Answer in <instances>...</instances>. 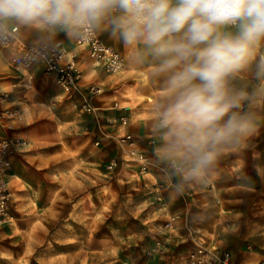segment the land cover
<instances>
[{
    "label": "rangeland",
    "instance_id": "1",
    "mask_svg": "<svg viewBox=\"0 0 264 264\" xmlns=\"http://www.w3.org/2000/svg\"><path fill=\"white\" fill-rule=\"evenodd\" d=\"M17 70L23 91L20 116L13 125L24 131L14 136L24 143L13 153L19 175L13 177L10 197L13 219L0 225V264H189L187 249L176 245L175 239H183L180 230L190 225L181 228L177 212L167 211L163 197L157 199L165 189L164 180H158L153 193L146 178L119 180L126 179L121 168L131 169L121 166L115 141L125 131L111 136L108 131H90V116L77 114L76 108L68 122L48 119L55 106L37 103L33 98L39 91L31 72ZM228 81L233 86L242 84L231 75ZM254 83L246 82L250 97L239 103L238 111L252 114L254 127V115H260L257 121L264 131V87L255 88ZM41 122L46 125L42 133L28 131ZM164 137L170 140L168 133ZM148 139L154 144L145 142L146 153L161 174L160 165L181 162L175 154L165 157L158 135ZM112 158L120 166L108 172L106 164Z\"/></svg>",
    "mask_w": 264,
    "mask_h": 264
},
{
    "label": "crops",
    "instance_id": "2",
    "mask_svg": "<svg viewBox=\"0 0 264 264\" xmlns=\"http://www.w3.org/2000/svg\"><path fill=\"white\" fill-rule=\"evenodd\" d=\"M7 25L17 27L16 36L25 44L59 43L69 55L74 56L82 73L79 92L68 95L58 85L54 75L44 72L41 66L35 65L29 70L39 91L33 99L37 103L55 106V111L50 115L48 113V119L70 121L71 110L76 108L77 114L80 113L82 94L89 86L94 85L101 90L90 99L98 109L96 115L90 117V131H108L106 135L109 136L114 135L115 131L131 132L139 139V145L146 152L145 142L155 134L164 144L168 143L164 140L168 131L161 124L158 125V121L174 103L175 94L168 85L167 74L160 71L158 60L149 50L143 46L130 48L123 45L118 37L111 35L106 21L94 31L105 45L123 56V69L114 74L107 72L101 65H96L89 57L88 50L75 44L76 36L61 33L50 37L46 30L38 27L11 23ZM12 56L10 48L0 46V91L13 93L11 100L3 105L14 104L20 110L22 76L17 68L11 66ZM231 76L242 80V84L238 86L231 85L229 81L226 85L230 94L242 97L239 103L250 97L247 81H254L252 86L255 88L264 87V40L254 46L249 60ZM254 98L257 99L258 96ZM122 115L128 117L126 126L117 127L111 123ZM248 115L252 117V114ZM259 116L254 115L253 133L241 138L239 143L221 145L215 165L199 178L191 179L178 174L176 170L163 175L154 167L153 172L140 177L139 174L135 175L128 169L121 168L127 180L123 177L119 180L146 178L151 193L158 189V180H164L165 189L158 193L164 198L167 211L177 212L181 228L189 224L194 232L193 235L190 234V226L188 230L181 229L184 238L175 239L176 245L185 246L189 252L199 243L196 240V235H199L208 247L215 246L229 251L235 264H258L264 261V131L261 122L257 121ZM19 126L13 125L11 130L0 128V136L16 135L24 131ZM45 126L43 122L36 123L28 131L40 134ZM164 144L159 145L160 150H163ZM15 158L16 155L12 157L7 175L10 194L14 185L13 177L19 175L13 166ZM178 182L183 183V192L175 190L174 185ZM151 197H155V194ZM175 223L178 224V221Z\"/></svg>",
    "mask_w": 264,
    "mask_h": 264
},
{
    "label": "clouds",
    "instance_id": "3",
    "mask_svg": "<svg viewBox=\"0 0 264 264\" xmlns=\"http://www.w3.org/2000/svg\"><path fill=\"white\" fill-rule=\"evenodd\" d=\"M106 21L112 36L149 50L168 76L175 99L163 115V152L181 158L178 174L205 175L221 145L253 133L251 116L238 111L242 97L226 85L264 40V0H0V28L90 38ZM174 187L184 191L182 182Z\"/></svg>",
    "mask_w": 264,
    "mask_h": 264
},
{
    "label": "built area",
    "instance_id": "4",
    "mask_svg": "<svg viewBox=\"0 0 264 264\" xmlns=\"http://www.w3.org/2000/svg\"><path fill=\"white\" fill-rule=\"evenodd\" d=\"M17 27L5 24L0 28V46L8 47L12 50L10 63L17 69L30 70L33 66L39 65L44 72L54 75L56 82L62 90L68 94L79 92V81L82 77L78 69L74 56L69 55L66 49L59 43L25 44L16 36ZM77 46L85 47L88 50L89 57L96 65H101L109 73H118L123 69V56L105 45L93 31L90 38L75 37ZM100 87L91 85L82 94L79 106L80 113L86 116H95L97 108L91 102V96L100 93ZM8 93L0 91V128L5 130L13 129L16 119H19V110L13 106L3 105L7 101ZM162 125H165L161 118ZM117 127H124L128 123V117L122 115L111 122ZM116 144L120 153L121 166H129L128 171L132 174L145 175L150 174L155 162L148 156L146 151L139 145L138 139L131 132L125 131L116 137ZM24 141L22 138L14 135L0 136V225L12 221L13 216L10 212V190L8 187L7 175L11 167L13 153ZM99 145V141H95ZM148 144L152 145L153 140L148 139ZM120 162L112 158L106 164L108 172L114 171ZM175 163L169 162L160 165L164 173L175 169ZM133 168V169H132ZM162 195L158 194L157 199L161 200ZM168 222L167 225H169ZM193 235L192 229H189ZM198 236L199 241L194 249L189 250L187 261L189 264H235L231 254L227 250H220L215 246L208 247ZM258 264H264V261Z\"/></svg>",
    "mask_w": 264,
    "mask_h": 264
},
{
    "label": "bare ground",
    "instance_id": "5",
    "mask_svg": "<svg viewBox=\"0 0 264 264\" xmlns=\"http://www.w3.org/2000/svg\"><path fill=\"white\" fill-rule=\"evenodd\" d=\"M196 246H197V245H196ZM196 246H195V247H196ZM195 247H193L192 249H194ZM189 252H190V251H189ZM189 252L187 253V255L189 254Z\"/></svg>",
    "mask_w": 264,
    "mask_h": 264
},
{
    "label": "trees",
    "instance_id": "6",
    "mask_svg": "<svg viewBox=\"0 0 264 264\" xmlns=\"http://www.w3.org/2000/svg\"><path fill=\"white\" fill-rule=\"evenodd\" d=\"M245 110V109H244Z\"/></svg>",
    "mask_w": 264,
    "mask_h": 264
}]
</instances>
